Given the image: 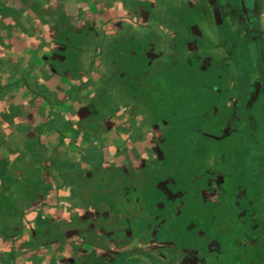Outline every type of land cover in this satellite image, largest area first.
<instances>
[{
    "label": "rangeland",
    "instance_id": "374dc122",
    "mask_svg": "<svg viewBox=\"0 0 264 264\" xmlns=\"http://www.w3.org/2000/svg\"><path fill=\"white\" fill-rule=\"evenodd\" d=\"M149 1L0 0V159L47 166L50 192L98 185L87 196L99 215L120 211L134 181L161 203L145 198L147 219L186 216L229 256L250 223L231 222L238 206L264 224V0H245L251 35L239 0H168L177 18L164 26L142 7L131 15ZM206 188L220 189L213 212Z\"/></svg>",
    "mask_w": 264,
    "mask_h": 264
},
{
    "label": "crops",
    "instance_id": "0c3cea01",
    "mask_svg": "<svg viewBox=\"0 0 264 264\" xmlns=\"http://www.w3.org/2000/svg\"><path fill=\"white\" fill-rule=\"evenodd\" d=\"M149 4L132 5L131 15L135 8L139 12L142 7L156 19L155 23L163 25L167 16L177 18L168 0H150ZM241 95L240 91L234 104L245 102ZM30 161L19 154L0 159V264H115L120 256L125 257L123 264H224L223 259L228 261L225 264L236 263V252L242 247L240 240L237 248L230 246L229 257L224 247L213 248L211 239L195 231V223L186 216L164 217L157 210L149 211L147 219L143 207L161 203L148 199L144 188L140 194V184L134 181L118 188L123 203L120 211L99 215L97 204L93 211V200L87 196L97 191L98 185L63 183L50 192V169L33 166ZM76 186L77 194L73 193ZM213 191L206 188L208 195L203 199V206L210 212L221 204L220 189L216 199ZM171 203L168 207L175 205L174 200ZM103 205L109 209L108 203ZM230 235H234L232 231ZM239 252L246 253V264H264L252 247Z\"/></svg>",
    "mask_w": 264,
    "mask_h": 264
},
{
    "label": "flooded vegetation",
    "instance_id": "af4514ba",
    "mask_svg": "<svg viewBox=\"0 0 264 264\" xmlns=\"http://www.w3.org/2000/svg\"><path fill=\"white\" fill-rule=\"evenodd\" d=\"M239 2H240V6L243 5V13H244V15L246 17V21L249 22L248 23V25H249L248 26V32L251 35V32H253L254 27H255L253 25L254 22L251 21L252 20V15H253L252 14L253 11L251 10L252 8H248V5L245 3V0H239ZM239 105H240V108H241V104H234L233 107H232V110H235ZM229 128H230V126L228 124L227 129H225L223 133L224 134L228 133V134H230V136H228L227 138L223 139L221 141V144L224 143L225 141L230 140L232 138L231 137V132L229 131ZM201 133H202L201 135L203 137H207L208 139H213L210 136L214 137V135H209L207 133H203L202 131H201ZM217 153L219 155L223 154L221 149H220V151H217ZM233 173H234V170H233ZM233 173H232L233 176L234 175L237 176L235 173L234 174ZM229 175H231V174H229ZM216 180H218V179H216ZM239 198L246 199V196L244 195L243 197H239ZM244 206H246L247 209L248 208L250 209L249 205H247V204L240 205L239 207L242 209ZM241 209H240L239 213L237 212L238 213L237 214V218H232V216H230L229 219H231L232 223L236 222L237 221L236 219L241 220V222L250 221V223L248 225V228L245 231L238 232L235 236L234 235H230V238L233 239L232 237L234 236L236 239H238V241L240 240L241 244L244 243L246 245V248H247L248 251L252 247L254 249V251L256 252V256L260 257V259L262 258V261H264V224H262L263 221H261V223H260V222H258L259 220L257 221L256 219H253L254 216L249 215V211L247 209L244 210L247 213V215L245 217L241 216L240 215V212L242 211ZM226 215L229 216L227 213H226ZM244 219H245V221H244ZM231 231H232V229L230 230V233H231ZM232 232L234 234L236 232V230H234ZM231 254H232V252H231ZM238 255L239 256H237V254H236L235 258H236V260L239 263L236 261L235 264H246L245 260H244V254L242 255L239 252ZM230 256L231 255H229V257ZM231 258H233V255H232Z\"/></svg>",
    "mask_w": 264,
    "mask_h": 264
},
{
    "label": "trees",
    "instance_id": "16d2710c",
    "mask_svg": "<svg viewBox=\"0 0 264 264\" xmlns=\"http://www.w3.org/2000/svg\"><path fill=\"white\" fill-rule=\"evenodd\" d=\"M206 1H209V0H206ZM255 24V23H254ZM255 28H256V31L258 32V27L256 26V24H255ZM190 31L189 30H187V33H189ZM256 32V33H257ZM252 33V32H251ZM259 46L261 47L260 49H261V57H262V59L264 60V45H260L259 44ZM160 74H163V73H160ZM167 77V76H166ZM153 77H151V78H149V79H146V87L148 88V90H150L151 91V89H150V87H153V86H151V79H152ZM160 91V90H159ZM162 98V97H161ZM159 102V99L155 102H153V103H158ZM170 116H173V111H172V113H170ZM169 116V117H170ZM168 117V118H169ZM201 123V122H200ZM75 137H77V136H75ZM55 163V166H56V168L58 169V171L59 172H61V173H65V172H68L69 173V171H75L78 167H77V165L76 164H73V163H69V162H66V163H62V162H54ZM151 191H149V193H150ZM147 194V193H146ZM151 194H152V192H151ZM146 197L148 198V199H150V194H147L146 195ZM125 262V257H123V256H120L114 263L115 264H123Z\"/></svg>",
    "mask_w": 264,
    "mask_h": 264
},
{
    "label": "water",
    "instance_id": "95a60500",
    "mask_svg": "<svg viewBox=\"0 0 264 264\" xmlns=\"http://www.w3.org/2000/svg\"><path fill=\"white\" fill-rule=\"evenodd\" d=\"M210 137L214 138L213 136H210Z\"/></svg>",
    "mask_w": 264,
    "mask_h": 264
}]
</instances>
